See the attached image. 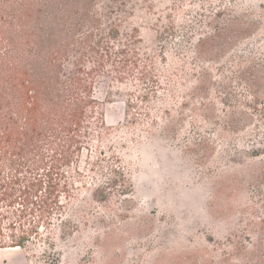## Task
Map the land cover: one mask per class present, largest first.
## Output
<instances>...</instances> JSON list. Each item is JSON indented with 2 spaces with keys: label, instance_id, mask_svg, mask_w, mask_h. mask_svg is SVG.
Listing matches in <instances>:
<instances>
[{
  "label": "rangeland",
  "instance_id": "374dc122",
  "mask_svg": "<svg viewBox=\"0 0 264 264\" xmlns=\"http://www.w3.org/2000/svg\"><path fill=\"white\" fill-rule=\"evenodd\" d=\"M94 8L119 40L138 37L140 67L96 76L110 140L62 180L75 185L47 241L1 248L0 264H264V0ZM111 165L117 181L99 189Z\"/></svg>",
  "mask_w": 264,
  "mask_h": 264
},
{
  "label": "trees",
  "instance_id": "16d2710c",
  "mask_svg": "<svg viewBox=\"0 0 264 264\" xmlns=\"http://www.w3.org/2000/svg\"><path fill=\"white\" fill-rule=\"evenodd\" d=\"M94 1L0 0V249H27L44 235L47 241L54 217L63 222L61 193L75 180H62L71 169L80 172L85 151L110 140L93 96L95 78L115 67L124 82L123 73L140 67L138 37L119 40L125 33L104 22ZM146 56L151 65L143 64L141 80L155 64ZM106 169L112 176L94 182L102 190L119 173Z\"/></svg>",
  "mask_w": 264,
  "mask_h": 264
},
{
  "label": "bare ground",
  "instance_id": "6f19581e",
  "mask_svg": "<svg viewBox=\"0 0 264 264\" xmlns=\"http://www.w3.org/2000/svg\"><path fill=\"white\" fill-rule=\"evenodd\" d=\"M17 248H19V247H9V249H17Z\"/></svg>",
  "mask_w": 264,
  "mask_h": 264
}]
</instances>
